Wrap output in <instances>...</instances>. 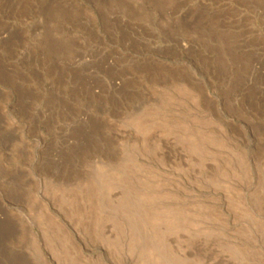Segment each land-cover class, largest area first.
I'll use <instances>...</instances> for the list:
<instances>
[{
	"label": "rangeland",
	"instance_id": "1",
	"mask_svg": "<svg viewBox=\"0 0 264 264\" xmlns=\"http://www.w3.org/2000/svg\"><path fill=\"white\" fill-rule=\"evenodd\" d=\"M0 264H264V0H0Z\"/></svg>",
	"mask_w": 264,
	"mask_h": 264
}]
</instances>
